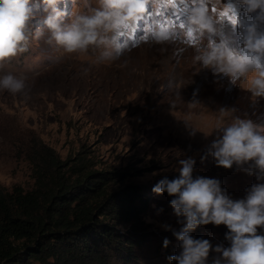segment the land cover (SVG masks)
<instances>
[{
    "label": "rangeland",
    "instance_id": "1",
    "mask_svg": "<svg viewBox=\"0 0 264 264\" xmlns=\"http://www.w3.org/2000/svg\"><path fill=\"white\" fill-rule=\"evenodd\" d=\"M176 1L180 10L161 0H148L139 21L101 30L96 44L69 53L55 41L48 42L51 32L44 20L53 8L45 11V0H29L26 50L0 62V77L13 74L23 78L25 85L15 94L0 89V185L5 190L14 184L31 186L30 165L21 152L29 133L51 146L60 158L80 152L91 157L93 169L127 171L114 184L129 182L142 187L146 194L142 218L147 231L146 240L133 248L129 264H176L169 257L181 250L174 232L182 227L183 217L173 212L170 200L174 197L167 192L157 194L152 188L163 178H177L180 160L192 158L193 178L219 180L234 200L244 198L252 184L264 183V179L257 180L258 172L251 162L231 168L216 165L212 144L229 122L210 137L196 119L179 118V113L186 112L175 103L173 93L182 97L179 89L186 93L198 88L209 79L208 72L218 80L230 78L204 66L196 57L210 42L222 40L239 52L243 29L225 21L215 26V33H190L187 19L190 9L197 6L196 0ZM213 4L218 9L231 5L239 20L255 23L257 31H264V16L248 13L240 0H211L210 14ZM100 7V0H56L54 5L63 13L62 26L70 25L76 15H88ZM159 24L169 26L165 42H156L153 37ZM255 74L254 69L245 73L231 83V89L239 98V118L264 125V101L256 103L255 112H251V98L244 95ZM204 87L191 96L186 109L192 110L194 100L197 105L203 101ZM209 114L199 118L209 120ZM227 232L225 225L212 223L191 232L193 238L207 239L212 245L206 264L216 260L225 264L215 248L230 246ZM258 232L264 235V228ZM165 239L169 241L166 247ZM109 260V264H127L115 256Z\"/></svg>",
    "mask_w": 264,
    "mask_h": 264
},
{
    "label": "clouds",
    "instance_id": "2",
    "mask_svg": "<svg viewBox=\"0 0 264 264\" xmlns=\"http://www.w3.org/2000/svg\"><path fill=\"white\" fill-rule=\"evenodd\" d=\"M170 4L173 0H161ZM211 0H196L197 6L190 9L187 24L189 32H216V25L229 21L240 26L242 49L237 52L225 41L210 42L207 50L196 59L204 66H212L214 72L229 76L231 83L250 70L256 74L249 79L248 90L254 97L264 96V31H257L255 23H243L234 14L231 5L218 9L208 4ZM248 13L257 12L264 16V0H240ZM101 7L88 15H76L70 25L62 26V11L56 10V0H45V11L53 8V13L44 20L51 35L48 42L55 41L65 51L72 53L86 50L100 39L101 30L110 31L139 21L146 11L148 0H100ZM219 3V0H217ZM31 17L29 0H0V62L26 50V27ZM156 42L169 39L168 24H159L153 31ZM119 52V48H117ZM21 77L7 74L0 77V89L15 94L24 88ZM217 166L231 168L251 162L257 170V180L264 179V125H257L250 119L236 118L223 128L222 136L212 144ZM192 158L179 161V176L169 180L163 178L152 188L157 194L167 192L174 197L170 205L177 217H183L179 231L174 232L179 241L180 251L169 257L176 264H206L212 245L203 238H193L191 232L199 225L212 223L225 225L226 239L230 246H216L222 253L225 264H264V235L258 229L264 228V183H254L242 199H232L221 188L220 181L197 176L193 178ZM180 222V221H178ZM169 241L164 240L166 247ZM215 264H221L216 260Z\"/></svg>",
    "mask_w": 264,
    "mask_h": 264
},
{
    "label": "trees",
    "instance_id": "3",
    "mask_svg": "<svg viewBox=\"0 0 264 264\" xmlns=\"http://www.w3.org/2000/svg\"><path fill=\"white\" fill-rule=\"evenodd\" d=\"M24 145L31 186L0 185V264L131 263L147 238L142 187L115 185L127 171L93 169L80 152L60 158L31 133Z\"/></svg>",
    "mask_w": 264,
    "mask_h": 264
},
{
    "label": "bare ground",
    "instance_id": "4",
    "mask_svg": "<svg viewBox=\"0 0 264 264\" xmlns=\"http://www.w3.org/2000/svg\"><path fill=\"white\" fill-rule=\"evenodd\" d=\"M188 62H190V60ZM208 73L211 74L209 79L207 77H204L207 78V82H204L203 84L197 83L198 88L194 86L191 90H187L186 93H184L185 91L179 89L178 91L182 97H180L176 93H173L172 97L175 100V103L180 107V109H183L184 112H186V114H183L181 116L179 113V118L196 119L200 122V125L204 129V132L211 137L214 134H218L222 130L220 128L226 125L227 122H229L230 125L233 120L239 118L240 115H242V112L240 111L241 106L238 101L239 98H237L238 95L237 97H234L232 91L234 90V88L231 89V79L227 78V80H218V77L212 72ZM197 81L198 80H196V82ZM204 85L205 87L203 91L205 92V94L203 101L199 105H197L196 101L194 100V107L191 108L192 110L186 109V106L188 105L187 102L189 100L192 101L191 96H195V92H197L199 87H202ZM244 95L251 98V112H255V108L257 107L256 103H261L262 100L264 101V96L254 97L248 89L246 90ZM262 108L264 109V106ZM206 109H209L210 114L208 111H206ZM259 112H262V110ZM203 114L211 115L210 119H200L199 117H202Z\"/></svg>",
    "mask_w": 264,
    "mask_h": 264
}]
</instances>
